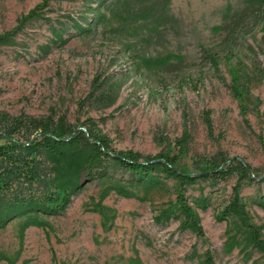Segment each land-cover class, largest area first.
<instances>
[{"label": "rangeland", "instance_id": "obj_1", "mask_svg": "<svg viewBox=\"0 0 264 264\" xmlns=\"http://www.w3.org/2000/svg\"><path fill=\"white\" fill-rule=\"evenodd\" d=\"M38 2L0 0V34ZM163 7L156 0H51L0 42V133L30 138L29 116L64 115L74 127L91 118L114 148L141 158L175 153L187 135L181 164L190 171L222 157L250 164L240 191L252 221L264 225V2L169 0L167 15ZM233 68L247 91L245 116L233 94ZM7 143L0 136V146ZM39 162L41 178L14 180L4 198L53 191L51 164ZM108 174L82 176L64 211L36 215L41 225L22 231L24 214L0 227V264H129L136 256L143 264H202L206 249L216 264H264L236 217L217 219L236 172L187 187L202 237L181 229L180 214L164 217L175 179L160 173V183L135 184L119 165Z\"/></svg>", "mask_w": 264, "mask_h": 264}, {"label": "trees", "instance_id": "obj_2", "mask_svg": "<svg viewBox=\"0 0 264 264\" xmlns=\"http://www.w3.org/2000/svg\"><path fill=\"white\" fill-rule=\"evenodd\" d=\"M51 0H40L35 6L23 14L17 26L0 34V42H6L26 22L44 13ZM163 4V15H167L169 0H156ZM264 2V0H262ZM158 5V4H157ZM100 8L98 7L97 10ZM153 9V8H151ZM162 15V14H161ZM233 74V94L238 101L243 116L249 111L247 91L240 83L239 73L235 68ZM209 129H212L211 120L207 117ZM23 123L22 119L18 121ZM26 123L33 128L30 138L20 140L9 130L0 133L8 143L0 146V190H10L11 183L21 177L28 178L31 182L38 178L39 159L50 162L52 177L50 184L53 188L47 196L37 197L33 195L4 198L2 191L0 197V227L16 215H27L26 222L22 225V231L30 225H41L36 218L39 212L56 214L64 211L71 197L83 187L82 176L86 181L108 178L111 166H122L133 174V183L152 185L160 183L159 175L175 179L176 197L164 210L165 218L182 216L181 229H189L197 236H204L205 230L201 217L197 210L189 203L186 189L189 185L200 179L210 178L214 180L224 179L230 174L237 173V181L233 185L232 196L225 207L217 214V219L223 220L228 216H234L249 235L250 243L264 256V238L262 236L263 224L252 221L247 208L246 200L241 195V182L251 176V166L244 158L234 156L222 157L220 162L214 159L205 161L197 172L188 170L181 164V158L185 153L187 135L176 141L178 151L170 150L159 152L152 156L141 158L138 152L133 150H117L112 146V139L100 128L94 120L88 118L79 126H72L64 115L54 119L51 115L45 117L29 116ZM117 192L125 196H133V192L124 186L115 188ZM109 190L102 193V198ZM205 208L206 206L203 205ZM98 210V209H97ZM100 211V209L98 210ZM101 213V212H100ZM160 218V217H158ZM129 264H143L136 256L129 259ZM202 264H216L214 255L210 249H206L202 255Z\"/></svg>", "mask_w": 264, "mask_h": 264}]
</instances>
